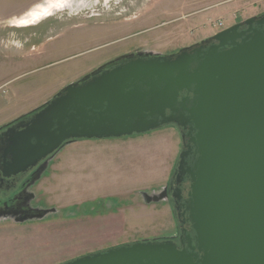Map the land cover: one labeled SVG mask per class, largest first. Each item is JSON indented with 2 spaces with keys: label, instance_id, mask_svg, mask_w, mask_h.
Here are the masks:
<instances>
[{
  "label": "water",
  "instance_id": "95a60500",
  "mask_svg": "<svg viewBox=\"0 0 264 264\" xmlns=\"http://www.w3.org/2000/svg\"><path fill=\"white\" fill-rule=\"evenodd\" d=\"M168 127L182 138L176 192L167 185L137 194L146 205H171L176 235L64 264H264V15L175 54L135 49L66 86L0 127V171L13 178L38 168L35 185L79 141ZM31 208L41 214L0 224L57 213Z\"/></svg>",
  "mask_w": 264,
  "mask_h": 264
},
{
  "label": "rangeland",
  "instance_id": "374dc122",
  "mask_svg": "<svg viewBox=\"0 0 264 264\" xmlns=\"http://www.w3.org/2000/svg\"><path fill=\"white\" fill-rule=\"evenodd\" d=\"M61 1L0 0V127L135 49L175 54L212 38L219 22L227 29L264 14V0H69L52 8ZM40 9L39 18L23 23ZM117 140V147L97 153L90 178L77 172L78 147L55 160L34 189L33 207L57 215L2 222L0 264H64L175 235L171 205H146L137 193L172 181L182 151L179 130ZM64 158L75 162L72 170L62 166Z\"/></svg>",
  "mask_w": 264,
  "mask_h": 264
},
{
  "label": "flooded vegetation",
  "instance_id": "af4514ba",
  "mask_svg": "<svg viewBox=\"0 0 264 264\" xmlns=\"http://www.w3.org/2000/svg\"><path fill=\"white\" fill-rule=\"evenodd\" d=\"M37 177L38 168L24 174H19L13 178H6L0 171V217L10 215L16 217L17 219H26L41 214L40 212L32 211L31 208V205L34 204L33 199L36 198L37 194L34 189L39 184L37 183L33 185ZM168 186L169 194L173 196L176 192L175 190L177 189L175 178L174 181H171L168 184ZM180 188L186 189V184L180 186ZM177 201L173 200L174 204ZM35 202H38V200ZM178 203V207L181 208L183 200ZM184 228L187 231V235L192 233L189 226H185ZM179 230H181V232L183 230L181 225Z\"/></svg>",
  "mask_w": 264,
  "mask_h": 264
},
{
  "label": "crops",
  "instance_id": "0c3cea01",
  "mask_svg": "<svg viewBox=\"0 0 264 264\" xmlns=\"http://www.w3.org/2000/svg\"><path fill=\"white\" fill-rule=\"evenodd\" d=\"M155 133V132H154ZM134 137V136H133ZM133 137L130 138H124L122 141H126L125 139H132ZM116 141H119L117 139H111V140H82L79 141L72 146L68 147L65 149L62 154L64 156L66 155L67 151L72 149L73 147H78L77 153H78V160H77V172L79 175L83 176V178H90V170L95 171L96 167H98V164H91V163H96L94 160L97 156V153L100 151H105V150H110L111 148L117 147L118 144ZM112 150V149H111ZM61 154V155H62ZM88 159H90L89 162ZM63 167L68 168L69 170H72L70 168L73 164L75 165V162H70L68 158H64ZM71 163V165H70ZM70 165V166H69ZM170 211V210H169ZM144 219V218H142ZM152 221V220H150ZM138 222V221H137ZM147 223H150L149 221ZM143 224V223H142ZM145 225V224H143ZM137 226V225H135ZM140 225H138L139 227ZM142 226V225H141ZM137 228V227H136Z\"/></svg>",
  "mask_w": 264,
  "mask_h": 264
},
{
  "label": "bare ground",
  "instance_id": "6f19581e",
  "mask_svg": "<svg viewBox=\"0 0 264 264\" xmlns=\"http://www.w3.org/2000/svg\"><path fill=\"white\" fill-rule=\"evenodd\" d=\"M66 1L68 2L69 0H62L61 1V3H56V5L55 6H53L52 8H54L55 9V7H62V5L63 4H65L66 3ZM51 3V2H50ZM52 3H55V2H52ZM49 4V3H48ZM38 9V8H37ZM41 10V11H40ZM40 10H38L37 11V14L35 15V12H34V15L32 16V17H29V18H26V16H25V19H22V21H23V23H29V22H31L32 23V21H34V19H37V18H39V14L40 13H42L43 12V10L44 9H40ZM46 10V9H45ZM50 10L52 11V9H48V13L50 12ZM42 15V14H41ZM29 16V15H28ZM31 16V15H30ZM36 21V20H35ZM13 22H15V21H13ZM21 22V21H20ZM38 22V21H37ZM22 23V24H23ZM16 24H20L18 21H17V23ZM26 25V24H25Z\"/></svg>",
  "mask_w": 264,
  "mask_h": 264
},
{
  "label": "built area",
  "instance_id": "2783aa9c",
  "mask_svg": "<svg viewBox=\"0 0 264 264\" xmlns=\"http://www.w3.org/2000/svg\"><path fill=\"white\" fill-rule=\"evenodd\" d=\"M216 26H217V28H219V30L225 29V25L222 22H219L218 24H216Z\"/></svg>",
  "mask_w": 264,
  "mask_h": 264
}]
</instances>
